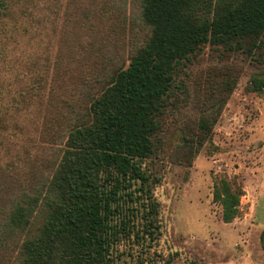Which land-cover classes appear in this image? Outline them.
Instances as JSON below:
<instances>
[{"label": "rangeland", "instance_id": "obj_1", "mask_svg": "<svg viewBox=\"0 0 264 264\" xmlns=\"http://www.w3.org/2000/svg\"><path fill=\"white\" fill-rule=\"evenodd\" d=\"M30 2L32 16H22L17 29L0 30L16 39L1 60L3 94L11 90L17 97L31 76L44 79L28 111L8 118L3 163L14 162L24 178L30 169L47 174L55 152L48 133L65 131L79 108L86 110L88 85L96 93L92 81L120 57L127 60L142 36L128 0ZM258 74L245 56L221 57L209 48L198 63L179 71L153 154L141 161L151 199L146 211L135 202L141 211L117 219L126 230L114 250L116 264H264V91L250 90ZM6 100L12 107V99ZM223 179L241 191L231 223L223 222L214 200ZM152 204L156 212L146 224Z\"/></svg>", "mask_w": 264, "mask_h": 264}, {"label": "trees", "instance_id": "obj_2", "mask_svg": "<svg viewBox=\"0 0 264 264\" xmlns=\"http://www.w3.org/2000/svg\"><path fill=\"white\" fill-rule=\"evenodd\" d=\"M16 1L0 0V30L17 29L22 16H32V0ZM128 2L142 36L131 44L127 60L120 57L92 81L96 93L88 85L86 110L79 108L68 130L48 133L55 152L46 175L30 169L24 178L14 162L5 158L3 163L8 118L28 111L44 79L31 76L17 97L0 89V264H116L114 250L126 230L117 219L141 211L135 202L146 211L151 199L141 161L153 154V138L179 71L198 63L206 48L255 62L259 74L250 90L264 91V0ZM14 42L15 36L0 35V75L1 60ZM217 123L213 116V128ZM240 196L227 180L215 185L224 223L237 217ZM155 212L152 204L146 224Z\"/></svg>", "mask_w": 264, "mask_h": 264}]
</instances>
